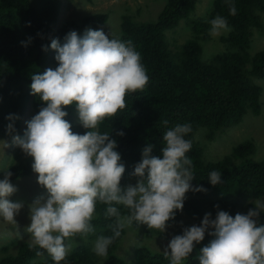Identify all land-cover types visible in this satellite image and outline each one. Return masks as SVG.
<instances>
[{"label": "trees", "instance_id": "16d2710c", "mask_svg": "<svg viewBox=\"0 0 264 264\" xmlns=\"http://www.w3.org/2000/svg\"><path fill=\"white\" fill-rule=\"evenodd\" d=\"M229 4L236 7L234 16L229 13ZM61 6L62 0H0V137L18 132L28 112L38 114L46 106L38 95L31 94L30 85L33 74L58 66L56 51L50 47L52 40L63 43L69 31L83 35L85 29L98 28L108 18L107 12L91 13L57 26ZM195 8V0H165L155 19L139 22L130 14L121 16L119 29L110 38L133 42L149 79L142 90L128 93L126 107L102 121L98 129L109 132L117 142L114 150L125 168L120 183H125L139 178L132 173L146 146H152L151 155L163 158V133L177 124H190L192 131L184 137L192 143L186 153L193 161L194 178L190 183L206 191L189 190L183 210H176L164 232L137 222L126 226L109 245L107 258L98 257L94 247L99 236L113 234L109 227L113 218L105 217L107 205L98 202L90 221L94 231L75 236L78 244L68 250L60 264H170L164 257L165 240L182 235L192 221L201 224L206 213L215 219L220 210L233 217L246 214L256 199H264V155L257 153L258 140L264 137L259 133L250 132V139L241 140L220 159L210 160L205 155L207 143L244 117L249 123L256 120L264 126V117L260 118L264 107V48L249 52L252 31H264V0H212L197 17L191 15ZM217 15L226 18L230 31L219 36L224 48L214 52L206 44L211 38L210 21ZM181 21L190 36L179 43L178 37L168 38L167 33ZM63 110L68 113L64 119L70 122L73 133L83 135L89 131L81 125L75 104ZM10 115L18 118L10 120ZM165 119L169 121L167 127L162 124ZM9 124L14 126L11 133ZM31 163L26 160L8 167L10 181L31 174ZM212 171L221 173L222 182L215 186L208 179ZM117 207L127 212L122 205ZM261 224L264 211L257 221L258 226ZM213 238L206 231L200 243L194 242L193 251L182 264H200V249ZM30 243L21 239L0 246V264H55L38 246L30 249ZM122 243L124 246L117 249ZM37 251L42 254L37 255Z\"/></svg>", "mask_w": 264, "mask_h": 264}, {"label": "clouds", "instance_id": "9594fccd", "mask_svg": "<svg viewBox=\"0 0 264 264\" xmlns=\"http://www.w3.org/2000/svg\"><path fill=\"white\" fill-rule=\"evenodd\" d=\"M229 13L236 14L234 4H229ZM210 24L212 36L230 31L226 18L220 15ZM50 47L56 51L58 66L33 74L30 85L31 94L38 95L46 106L26 121L23 137H13V143L34 158L32 170L47 190L46 198L30 205L31 223L25 229L31 237L29 248L38 246L60 264L71 247L65 241L94 231L90 221L99 202L107 205L105 217L113 218L109 225L113 234L99 236L94 251L107 258L109 245L126 226L137 222L164 232L176 210H183L189 190L206 191L190 183L194 178L193 161L186 153L192 143L184 137L192 127L177 124L163 133V158L151 155L152 146H146L132 173L139 177L136 185L129 184L122 190L125 168L114 150L117 142L109 132L101 133L98 126L126 107L128 93L142 90L147 84L149 78L140 53L130 39L110 38L103 30L91 28L83 35L69 31L63 43L53 39ZM73 104L81 125L89 129L83 135L73 133L70 122L64 119L68 113L63 108ZM162 124L167 127L169 121L165 119ZM8 131H14L13 124L8 125ZM11 176L6 170L0 179V218L16 224L15 216L23 205L8 199L17 190L10 182ZM208 179L214 186L222 182L218 171L209 173ZM253 203L246 214L234 217L223 210L215 219L206 213L199 226L186 227L182 235L170 240L164 250L165 259L170 264H182L193 251L194 242L200 243L207 231L214 238L200 249V264H264V224L257 225L264 200ZM117 205L127 212L122 213Z\"/></svg>", "mask_w": 264, "mask_h": 264}, {"label": "rangeland", "instance_id": "374dc122", "mask_svg": "<svg viewBox=\"0 0 264 264\" xmlns=\"http://www.w3.org/2000/svg\"><path fill=\"white\" fill-rule=\"evenodd\" d=\"M211 1L212 0H195L196 8L191 15L194 17L200 16L210 6ZM164 3L165 0H62V6L56 25L59 26L64 21L81 19L91 13L107 12V21L100 27L91 29L103 30L105 34L113 36L119 29L120 18L122 15L130 14L134 20L139 22L155 19L157 14L161 11ZM262 22L264 24V13H262ZM189 36L190 32L186 29L183 21L180 22L175 30L167 33L168 38L178 37L179 43L183 42ZM174 44L176 45L175 42ZM250 45V54L264 48V31L254 29L252 31ZM206 46L209 49L211 48L214 52L221 51L224 48L223 44L220 42L219 36L212 35ZM262 112L263 116H260V118L264 117V107ZM34 115H36L34 110L28 112L25 115L18 132L6 137H0V179H3L5 170L10 166L26 160H29L30 163L34 162L33 157L26 155L20 147L13 143V137H23L24 131L27 127L26 121L30 120ZM250 132H257L264 137V126H259L256 123V120L249 123L248 120L245 121L244 117L238 125L227 129L226 132L215 141L207 143L205 149L206 157L210 160L220 159L224 155L230 153L232 147L241 140L250 139L248 136ZM253 137L255 140L257 139L256 135H253ZM258 142L261 143L260 151L258 152L257 149V153L264 155V139L258 140ZM4 144H7L8 146L4 147ZM255 157L256 152L254 158ZM37 178L38 173L32 171L31 174L24 176L23 178L10 181L17 190L10 197H8V199L11 202H21L23 207L15 216V220L17 222L16 224H10L0 218V246L8 245L11 242H20L21 239H26L28 241L31 240L30 233L25 231L26 227L31 223L29 215L30 205L36 200L41 199L42 197L46 198L47 196L46 188L38 183ZM138 179L139 178L128 179L125 183H120L122 190L126 189L129 184L135 186ZM193 225L199 226L200 223L198 221H192V223H190V227ZM78 240L79 238L73 237L69 241L71 244L70 248L78 244ZM169 242L165 240V245H168ZM119 245L116 247L117 249L122 248L124 243L120 246Z\"/></svg>", "mask_w": 264, "mask_h": 264}]
</instances>
